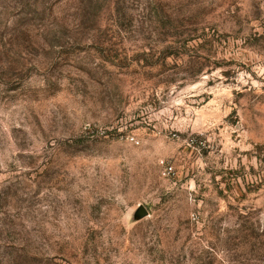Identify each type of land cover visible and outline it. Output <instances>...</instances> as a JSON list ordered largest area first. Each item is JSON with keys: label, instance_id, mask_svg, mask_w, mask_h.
Masks as SVG:
<instances>
[{"label": "rangeland", "instance_id": "374dc122", "mask_svg": "<svg viewBox=\"0 0 264 264\" xmlns=\"http://www.w3.org/2000/svg\"><path fill=\"white\" fill-rule=\"evenodd\" d=\"M0 264H264V0H0Z\"/></svg>", "mask_w": 264, "mask_h": 264}, {"label": "water", "instance_id": "95a60500", "mask_svg": "<svg viewBox=\"0 0 264 264\" xmlns=\"http://www.w3.org/2000/svg\"><path fill=\"white\" fill-rule=\"evenodd\" d=\"M148 215H149L148 210L143 206H140L136 212L137 219H143L147 217Z\"/></svg>", "mask_w": 264, "mask_h": 264}]
</instances>
